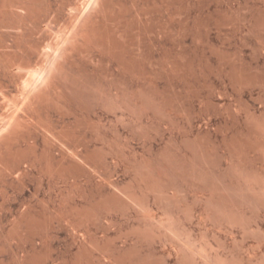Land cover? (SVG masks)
Listing matches in <instances>:
<instances>
[{
    "label": "rangeland",
    "instance_id": "obj_1",
    "mask_svg": "<svg viewBox=\"0 0 264 264\" xmlns=\"http://www.w3.org/2000/svg\"><path fill=\"white\" fill-rule=\"evenodd\" d=\"M88 2H53L57 7L54 6L46 15L42 23L43 31H38L35 39H40L43 44L54 43L55 40L58 42L61 38L59 32L60 36H64L66 34L61 33L67 31L65 33L69 34L72 31L80 17L78 15ZM112 3L115 4L114 15L121 16L123 23L128 25L125 57L132 64L135 61L139 71V76L128 78L120 85L114 84L112 91L116 92L119 88L135 90L141 84L150 88L156 85V89L159 88L167 98L168 117L152 120L155 128L151 129L150 138L146 136L148 139L138 135L136 125L139 119L130 120L121 110H97L89 111V114L74 106L66 109L49 104V122L53 126L68 127L69 142L78 143L82 151L104 147L106 140L111 139L121 144L124 156L132 158L147 151L150 145L158 148L171 141L177 143L182 137L197 136L214 147L220 155L227 152L229 146H235L237 150L245 152L249 166L264 171V139L253 134V124L258 121L264 123V0H113ZM78 7H81L80 14L77 12ZM13 28L0 30V54L11 50L10 44H13L14 34L19 30ZM9 36H12L11 39ZM43 48L42 54L46 49ZM37 57L31 58L33 64L43 62L44 58ZM81 58L84 66L94 69L100 76L103 73L101 78L106 82L111 81L112 74L117 71L115 62L109 63L97 50ZM35 59L40 61L36 62ZM0 65V85L3 86L0 117L1 114H9L6 111L13 110L11 99L18 97L22 109L17 112V116L21 122H26L28 118H33V114L20 101V81L12 78L20 72L12 68L13 73L9 74L1 62ZM120 117L126 119L121 121ZM143 119L147 121L145 117L139 121ZM18 132L19 138L11 140L8 153L5 151L7 155L4 152L2 154L4 162H0L3 165H0V264H104L106 257L109 260L104 262L108 264L113 253L117 257L123 255L122 263L126 261L125 264L146 255H150L157 264H175L171 244L164 243L165 240L161 238L155 241L141 238L142 227L138 226L135 212H99V207L92 208L93 212H81L84 206H90L86 204L89 201L96 204L99 201L94 186L103 178L102 175L92 180L82 176L74 182L67 171H63L60 166L57 168L55 156L60 153L61 144L52 145V151L44 150L39 132L27 126L21 127ZM18 156L22 159H18ZM114 159V155L106 157L112 169V178L120 185H127L131 173L126 170L124 162ZM224 160L226 158H222V165ZM5 163L8 170L4 167ZM184 193H179L182 199L178 196L176 207L201 212L200 205L193 204L188 194L184 198ZM151 202L156 213L158 209L157 214L161 213L164 202L158 204L151 199L150 205ZM255 219L250 222V227L258 232L236 227L234 233L221 231L216 232L214 237L208 233L206 239L212 242L216 251L224 250L216 246L217 241L218 244L229 246L236 243V254L247 256L249 251L254 250L263 264L264 216ZM102 252L108 256L103 257ZM112 262L122 264L121 261Z\"/></svg>",
    "mask_w": 264,
    "mask_h": 264
},
{
    "label": "bare ground",
    "instance_id": "obj_2",
    "mask_svg": "<svg viewBox=\"0 0 264 264\" xmlns=\"http://www.w3.org/2000/svg\"><path fill=\"white\" fill-rule=\"evenodd\" d=\"M56 1L0 0V30L3 31L6 27L19 29L14 34L13 44L12 42V45L10 44L11 50H9L10 48L4 49L9 51L0 54V62L9 74L13 73L11 72L12 68L19 70L20 74L17 73L12 78L15 81H20V101L23 103V107H26L33 114V118L21 122L17 116V112L22 109L20 107L22 105L19 106L18 97L15 100L12 98V102L9 99L14 105L13 110L6 111L9 114L5 116L1 114L2 117H0V162H4L2 154L4 152L7 155L11 140L14 141L19 138V129L27 126L31 130L39 132L44 150L52 151V145L61 144L60 153L55 156L57 168L59 169L60 166L63 171H67L69 178L74 182H77L82 176H87L90 180L98 175L103 176L94 186L97 188L99 201L97 204L89 201L86 204L90 206H84L85 209L83 208L81 212H93L94 209L92 208L96 209L97 207H99V212H135L136 220L139 222L138 226L142 227L140 228L141 238L148 241L161 238L165 240L164 243L171 244L174 252H170L175 255V264H261L254 250L249 251L247 256L236 254V243L229 246L225 243L218 244L217 241L216 246L224 250L216 251L214 250L215 246L211 244L212 242L206 239L208 233H211L213 237L216 232L221 231L234 233L236 227L249 231L253 229L252 226L250 227V222L255 218L264 216V171H258L253 169V166V168L249 166L244 151L237 150L235 146H229L228 151L220 155L214 147L202 140L203 138L195 136L182 137L177 143L171 141V143L158 148H153L150 145V148L144 153H140L139 156L133 155L132 158H128L122 154L121 144L111 139L106 140L104 147H94L91 150L82 151L79 149L78 143L71 144L69 142L70 129L68 127L65 125L53 126L49 122L50 105L66 109H69V106H74L77 110L87 112L121 110L122 114H126L130 120L147 118V121L138 120L136 126L138 127V135L148 139L151 129L155 128L152 120L167 118L169 106L166 101L167 98L165 99V95H162V92L158 90L159 88L156 89V85L155 88H150L141 84L138 88L135 87V90L119 88L116 92L112 91L114 84L120 85L125 83L128 78L139 76V71L135 67L136 62L134 61L132 64V61L130 63L125 57L128 25L123 23L121 16L114 15L115 4L113 5V0H89L81 14V7H78L77 12L79 11L80 15L78 13L75 15L80 16L79 19L76 18L78 20L69 34L65 31L61 34L66 35L60 36L59 32L61 38L58 39V42L55 40L54 43L43 44L40 39H35V34L44 28V24H42L44 18L56 6ZM65 2H63V6ZM0 36L2 35L0 34ZM43 46L47 52L44 51L45 53L42 54ZM94 50L101 52L109 63L110 61L115 62L117 71L112 74L111 81H104L101 78L103 73L100 76L94 69L83 65L81 56L84 58L85 54L94 52ZM44 55L45 57H43ZM33 56H38L40 59L44 58L43 62L33 64L31 61ZM38 61L40 60L37 59L36 62ZM22 72H24L23 75H21ZM105 78L108 80L106 76ZM2 91L3 86L1 84L0 94ZM75 108L73 110L76 112ZM253 129V134H258L264 139V123H259V121L254 123ZM17 152L19 151L17 150ZM108 155H114L115 159L117 158L118 161L126 164V170L131 173L127 185H120L112 178V169L106 162ZM14 157L16 158V156ZM18 157V159L21 158V156ZM222 158H226L225 162L223 161L224 165H222ZM12 163H14L13 160ZM55 170L57 169L55 168ZM179 193L186 194L183 195L184 198L187 194L191 196V202L199 204L202 209L201 212H191L188 208L176 207L177 204L175 203H177ZM151 199L158 204L159 202L165 203H163L165 207L160 209L161 213L157 214L159 209L156 213L152 207V202L150 205ZM73 229L76 230V228ZM251 231L258 232L256 229ZM83 238L85 239V237ZM92 243L91 245L95 246L94 242ZM99 253H101L100 250ZM111 253H109L110 256ZM102 254L99 255L103 257L107 255L104 252ZM119 256L117 257L113 253L111 258L114 262L112 263L115 261L122 263L123 255L120 257L121 260ZM150 257V255H146L137 258L130 264H157ZM104 260L108 261L109 259L106 257ZM104 260L103 263L107 264ZM110 262L108 264H111Z\"/></svg>",
    "mask_w": 264,
    "mask_h": 264
}]
</instances>
